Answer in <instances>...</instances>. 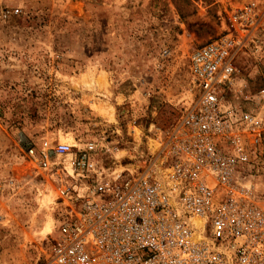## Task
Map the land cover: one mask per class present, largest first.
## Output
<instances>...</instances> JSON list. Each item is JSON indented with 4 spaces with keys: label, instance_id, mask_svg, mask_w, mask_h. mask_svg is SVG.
I'll return each mask as SVG.
<instances>
[{
    "label": "rangeland",
    "instance_id": "1",
    "mask_svg": "<svg viewBox=\"0 0 264 264\" xmlns=\"http://www.w3.org/2000/svg\"><path fill=\"white\" fill-rule=\"evenodd\" d=\"M217 3L0 0V264H46L62 214L58 143L106 139L128 162L176 123L193 51L221 33ZM260 46L240 54L226 94L264 129Z\"/></svg>",
    "mask_w": 264,
    "mask_h": 264
},
{
    "label": "built area",
    "instance_id": "2",
    "mask_svg": "<svg viewBox=\"0 0 264 264\" xmlns=\"http://www.w3.org/2000/svg\"><path fill=\"white\" fill-rule=\"evenodd\" d=\"M215 1L221 33L193 51L172 127L128 162L106 139L56 145L46 264H264L263 121L226 94L240 54L262 50L264 0Z\"/></svg>",
    "mask_w": 264,
    "mask_h": 264
},
{
    "label": "bare ground",
    "instance_id": "3",
    "mask_svg": "<svg viewBox=\"0 0 264 264\" xmlns=\"http://www.w3.org/2000/svg\"><path fill=\"white\" fill-rule=\"evenodd\" d=\"M49 197V196H48ZM48 199V198H47ZM48 201H50V199H48ZM51 222H49L48 224H47V226H46V228H45V230H44V233L45 232H49L50 230H51Z\"/></svg>",
    "mask_w": 264,
    "mask_h": 264
}]
</instances>
